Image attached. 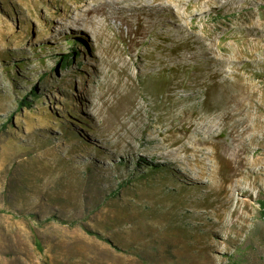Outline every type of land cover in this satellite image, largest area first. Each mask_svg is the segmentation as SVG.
<instances>
[{
	"label": "rangeland",
	"instance_id": "374dc122",
	"mask_svg": "<svg viewBox=\"0 0 264 264\" xmlns=\"http://www.w3.org/2000/svg\"><path fill=\"white\" fill-rule=\"evenodd\" d=\"M100 1L0 0V264H264V0Z\"/></svg>",
	"mask_w": 264,
	"mask_h": 264
},
{
	"label": "bare ground",
	"instance_id": "6f19581e",
	"mask_svg": "<svg viewBox=\"0 0 264 264\" xmlns=\"http://www.w3.org/2000/svg\"><path fill=\"white\" fill-rule=\"evenodd\" d=\"M143 0H105L100 1L96 4H87L83 9V13L86 16L95 14H105V9L108 5L114 4L117 8L122 9L127 4L132 8L135 13H145L154 22L153 25L162 24L165 15L169 12L176 13V25L182 30H185V23L187 18L191 16L192 21L189 23L191 26H195V22L199 19L204 18V13L207 15L209 13L208 9L201 11L200 13H193L192 8L202 0H151V2L146 6H141L139 3ZM209 0H206L208 2ZM126 5V6H127ZM119 11V10H118ZM121 12V11H120ZM82 13V14H83ZM78 18H82L80 15ZM207 33L203 35L202 46L206 53L211 52L210 44L206 42ZM256 121L254 126L259 128V117L255 118Z\"/></svg>",
	"mask_w": 264,
	"mask_h": 264
},
{
	"label": "trees",
	"instance_id": "16d2710c",
	"mask_svg": "<svg viewBox=\"0 0 264 264\" xmlns=\"http://www.w3.org/2000/svg\"><path fill=\"white\" fill-rule=\"evenodd\" d=\"M72 60H73V53H69V52H64V53L58 58V62H59V61H62L61 63H62V65H64V66H67L69 63L72 62ZM31 95H35V96L38 95V94L36 93V90H35V89L32 90ZM30 100H31V99L29 98V96H23L22 99L20 100L19 104H20V105L31 106V104H30ZM146 163L151 164V166L153 165L152 163H149V162H146ZM153 166L155 167V168H153V170H158V169H160L159 167H157L158 165H156V166L153 165ZM257 201H258V203H259V212H260V216H261L262 219H264V195L261 196L260 198H258ZM32 216L35 217V215H32ZM52 218H53V219H57V220L61 221L62 223H69L68 220H66L65 218H61V217H59V216H57V215H54L53 217H51V218H49V219H52ZM84 227H85V229H86L89 233L94 234V235H96L97 237H99V238H101V239H104V240L109 241V242L112 243L117 249L122 250L121 247H119L118 245L114 244V243L112 242V240H110L109 238L104 237L100 232L93 230L92 228H90V227L87 226V225H84ZM231 262H232L233 264H240V261L236 260L233 256L231 257Z\"/></svg>",
	"mask_w": 264,
	"mask_h": 264
}]
</instances>
